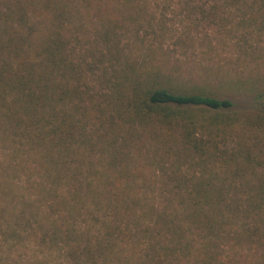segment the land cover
Masks as SVG:
<instances>
[{
	"label": "trees",
	"instance_id": "trees-1",
	"mask_svg": "<svg viewBox=\"0 0 264 264\" xmlns=\"http://www.w3.org/2000/svg\"><path fill=\"white\" fill-rule=\"evenodd\" d=\"M147 1L0 3V264H264V107L127 56Z\"/></svg>",
	"mask_w": 264,
	"mask_h": 264
},
{
	"label": "rangeland",
	"instance_id": "rangeland-1",
	"mask_svg": "<svg viewBox=\"0 0 264 264\" xmlns=\"http://www.w3.org/2000/svg\"><path fill=\"white\" fill-rule=\"evenodd\" d=\"M246 2L196 0L187 5L179 0H148L137 23L131 24L139 36L126 33L122 45L132 60L152 58L179 83L220 87L238 108H262L264 16L256 10L264 12V6ZM118 11L110 9L111 14ZM77 50L83 53V47ZM86 82L90 91L100 90L98 78L88 76ZM151 176L158 177L146 170L145 177ZM21 253L18 250L10 258L17 262ZM25 259L18 264H25Z\"/></svg>",
	"mask_w": 264,
	"mask_h": 264
}]
</instances>
